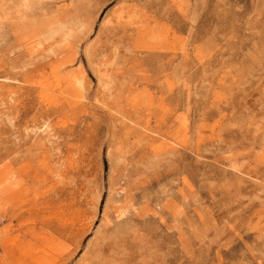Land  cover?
<instances>
[{
	"label": "rangeland",
	"instance_id": "1",
	"mask_svg": "<svg viewBox=\"0 0 264 264\" xmlns=\"http://www.w3.org/2000/svg\"><path fill=\"white\" fill-rule=\"evenodd\" d=\"M0 264H264V0H0Z\"/></svg>",
	"mask_w": 264,
	"mask_h": 264
},
{
	"label": "bare ground",
	"instance_id": "2",
	"mask_svg": "<svg viewBox=\"0 0 264 264\" xmlns=\"http://www.w3.org/2000/svg\"><path fill=\"white\" fill-rule=\"evenodd\" d=\"M4 17V16H3ZM46 26V25H45ZM51 34V33H50ZM80 83V82H79Z\"/></svg>",
	"mask_w": 264,
	"mask_h": 264
}]
</instances>
